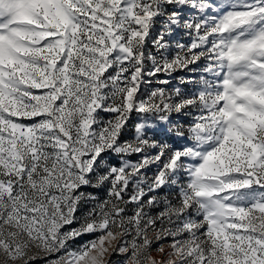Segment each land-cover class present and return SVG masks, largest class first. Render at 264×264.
I'll return each mask as SVG.
<instances>
[{"label":"snow or ice","instance_id":"1","mask_svg":"<svg viewBox=\"0 0 264 264\" xmlns=\"http://www.w3.org/2000/svg\"><path fill=\"white\" fill-rule=\"evenodd\" d=\"M0 264H264V0H0Z\"/></svg>","mask_w":264,"mask_h":264}]
</instances>
